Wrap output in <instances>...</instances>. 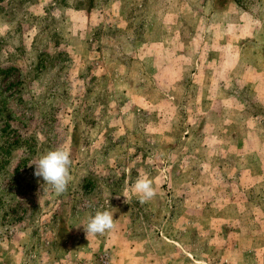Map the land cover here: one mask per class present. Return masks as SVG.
Here are the masks:
<instances>
[{
  "label": "rangeland",
  "instance_id": "obj_1",
  "mask_svg": "<svg viewBox=\"0 0 264 264\" xmlns=\"http://www.w3.org/2000/svg\"><path fill=\"white\" fill-rule=\"evenodd\" d=\"M0 264H264V0H0Z\"/></svg>",
  "mask_w": 264,
  "mask_h": 264
},
{
  "label": "clouds",
  "instance_id": "obj_2",
  "mask_svg": "<svg viewBox=\"0 0 264 264\" xmlns=\"http://www.w3.org/2000/svg\"><path fill=\"white\" fill-rule=\"evenodd\" d=\"M70 157L71 151L67 146L61 145L49 150L30 164L35 166L33 175L42 178L44 184L51 186L55 194H62L71 180ZM131 191L140 203H146L157 195L153 181L146 174L138 176ZM119 197L120 195H117V198ZM123 197L124 202L128 203L127 193L123 194ZM80 226H83L86 235H104L115 228L113 213L109 210H97L94 215L88 217L86 224Z\"/></svg>",
  "mask_w": 264,
  "mask_h": 264
}]
</instances>
